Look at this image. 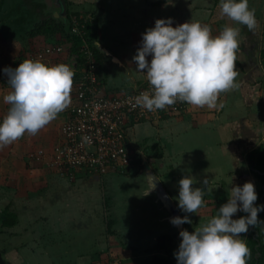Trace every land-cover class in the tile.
Returning a JSON list of instances; mask_svg holds the SVG:
<instances>
[{"label":"crops","instance_id":"1","mask_svg":"<svg viewBox=\"0 0 264 264\" xmlns=\"http://www.w3.org/2000/svg\"><path fill=\"white\" fill-rule=\"evenodd\" d=\"M64 1L66 8L79 13L78 16L83 21L88 18V21L94 22L99 39L96 45L101 44L100 46H104L109 52L107 55H111L110 57L105 55L107 62L110 63H107L108 77L103 85V89L111 91L125 89L126 85L131 86L137 82L140 72L134 74L131 71L136 67L132 57L139 47L138 41H141L142 33L148 27L154 26L155 19L170 16L173 18V26L189 20L204 22L208 18V10L204 6L213 0H173V4H166L165 0L160 5H155L158 0ZM24 2V0H0V52L18 53L22 48V39L19 34L16 35V31L21 29L19 24H16L18 22L23 23L22 30L24 29L26 34L23 39L25 43L27 41L29 43L30 40L45 41L40 35L29 38V31L39 22L26 30L34 15L31 14L30 18V9L24 5ZM194 2L200 3L201 8L193 6ZM9 8L15 9L12 10L14 16L10 15ZM35 8L38 7L35 6ZM13 31L16 36L11 34ZM245 31L247 36H256L255 31ZM24 46L26 47V44ZM244 48V44L241 45V52L246 50ZM246 54L249 57L248 62L244 60V65L236 66L238 73L235 77L236 87L219 95L218 104L222 103V108L217 110L209 109L207 106L196 107L188 104L181 113L162 118L158 126L148 122L136 125L138 135L142 134L141 131L147 132L141 138L161 140L162 157L160 160L156 159L158 162L150 163L149 167L160 180L180 216L186 213L177 206L179 180L190 175L196 181L193 187L204 189V206L198 214L187 213L191 217V224H182V228L190 232L206 223L214 216V212L216 213L210 205L205 207L213 197L221 201L226 198V203L231 187L242 186L246 181H252L255 190L258 188V180L250 170L247 153L253 148L250 145L254 143L256 145V142L257 145L262 144L264 141L263 98L259 95L260 85L257 86V82L253 80L255 77L253 68H257L258 57H254L252 64V55L249 52ZM112 56H117L123 63L122 66L112 62ZM0 59L3 60L2 56ZM148 59L150 60L151 57L149 56ZM16 60L15 58L13 61ZM126 72L129 74H124ZM0 74L3 76V73ZM5 94L0 90V114L4 112L7 105L3 101ZM65 115L64 110L60 112L58 118L56 117L39 131L41 133L27 136L25 133L23 136L26 138L20 140L19 147L12 151V157L3 158V154L7 151L3 153L4 147L0 150L2 158H0L1 264H20L24 255H29L30 258L36 256V259L24 264H40V257L42 264L99 263L110 252V247L105 246V242L111 243L114 240L109 238L110 235L103 236L101 233L102 195L108 189L113 198L112 204L122 199L126 202V206L130 205V202H138L134 199L135 189H139L143 178L146 184L144 166L133 171L130 169L127 176L111 170L102 174L79 173L69 178L60 176L53 168H49L44 160H31L32 163H30L26 157V151L33 145H39L40 142L49 145L54 142ZM135 131L131 133L137 134ZM134 139L141 140L135 137ZM18 150L20 154H23L22 159H16L13 155V152L16 153ZM10 163L13 164L12 172L4 171L3 169L8 168ZM14 165L18 168L19 174L13 172L17 170ZM21 165L24 172L20 170ZM205 178L208 181L207 185L202 183ZM144 188L146 191L147 186ZM154 199L158 202L156 198ZM143 203L139 200L138 207L141 211L143 208L140 209V207ZM5 210L15 214V223L11 226H3L1 223V214ZM130 212L133 210L130 209ZM122 214L124 215L121 221H124V209ZM166 217L162 214L159 219L163 222L168 220ZM141 218L143 224L145 215L142 214ZM163 229L161 228L158 233H147L145 237L142 236L135 241L131 240L130 235L125 232L127 240H124V243L147 244L151 240L154 242L160 233L172 235L171 231H175L172 224ZM88 239L90 241H87ZM120 239L117 240L118 243ZM179 239H181L180 236L175 239L170 252L173 260H176L174 253L178 250ZM54 242L60 246H53ZM73 244L80 248L72 251V247H67ZM65 246L71 254L63 257L62 250ZM124 255L125 257L120 260L128 258L126 253Z\"/></svg>","mask_w":264,"mask_h":264},{"label":"clouds","instance_id":"2","mask_svg":"<svg viewBox=\"0 0 264 264\" xmlns=\"http://www.w3.org/2000/svg\"><path fill=\"white\" fill-rule=\"evenodd\" d=\"M166 4H173V0H166ZM220 12L249 31L257 27L249 0H220ZM239 34L240 30L232 26H225L213 36L211 27L199 21L173 26L172 17L155 19L154 26L142 33L140 46L132 57L136 70L146 74L151 91L136 96L131 107L155 111L181 101L196 107L222 108L219 95L236 87ZM3 72L11 90L3 96L9 108L0 118V149L25 133L36 135L65 110L71 103L74 76L67 64H47L32 58L20 61L14 68L5 67ZM147 179L150 186L143 195L155 187L154 178ZM178 183L177 206L186 215L170 218L177 227L191 224L187 213L198 214L205 204L204 189L193 187L196 181L192 176L186 175ZM202 183L207 185V178ZM257 198L252 181L232 186L218 214L191 232L180 230L181 240L174 253L177 264H247L251 250L240 237L249 226L262 221L258 212L264 211V204H255ZM238 211L247 215L233 218Z\"/></svg>","mask_w":264,"mask_h":264},{"label":"built area","instance_id":"3","mask_svg":"<svg viewBox=\"0 0 264 264\" xmlns=\"http://www.w3.org/2000/svg\"><path fill=\"white\" fill-rule=\"evenodd\" d=\"M74 20L72 31L81 35ZM84 41V40H83ZM42 53L32 54L30 58L44 60L62 51V46L46 44L39 48ZM85 64L81 76L73 86V102L66 109L65 119L59 126L60 137L54 143L47 164L54 167L60 176L65 169L93 167L94 170L105 172L128 163L125 124L131 119L152 122L160 121L163 116L180 113L187 107V102L177 101L165 109L148 111L141 107L132 108L134 98L145 91H151V85L143 80L141 84L132 85L130 90L105 92L98 88L96 78V62L92 51L84 41L81 45ZM64 64L76 71L74 55H67ZM77 77V78H78ZM43 153L38 150V155ZM63 168V169H61Z\"/></svg>","mask_w":264,"mask_h":264},{"label":"trees","instance_id":"4","mask_svg":"<svg viewBox=\"0 0 264 264\" xmlns=\"http://www.w3.org/2000/svg\"><path fill=\"white\" fill-rule=\"evenodd\" d=\"M165 0H158L157 2H155V5H160L164 2ZM79 13H76V11H69L68 7H67V19H66V24H64L62 22V20H59L57 18L54 17H50V18H44L43 20H41L39 23H37L35 25V27H33L28 35L29 38H33L35 36L40 35L45 41L40 42L39 46L37 48H41L42 46L46 45V44H50V45H62V51L60 53H56L55 55L51 56V57H46L44 58V60H42L43 62L47 63V64H60L65 62L66 60V56L68 55H74L75 60H76V64H77V68L76 71H74V76H73V80L76 78L75 76L78 74L77 72L80 71L82 69V67L85 64V58H84V53L81 52L79 49L81 47V45L83 44V42L85 41L88 44V47L90 48V50L92 51L91 55L93 60L96 62V78L97 81L99 82L100 85H98V88L103 87V85L105 84V79L108 77V64L110 62H107L106 58H105V54L103 52H101L98 48V46L96 45L97 42H99L97 34H96V30H95V26H94V22L93 21H88L87 20H82L79 16ZM77 19V26L78 29L81 31V35L74 33L72 31V26L74 24V20ZM80 19V20H79ZM58 36H61V39L58 38ZM84 40V41H83ZM64 42H66L68 45L65 46ZM42 43V44H41ZM28 48V45L26 46V48H21L20 51L17 53V60L14 62L15 63V67L19 64L20 61H23L24 59L30 57L28 55V53H26V49ZM30 49V53L33 52V49ZM25 51V52H23ZM28 51V50H27ZM25 55V57H24ZM258 66L259 68L262 67L264 70V32H262V46L259 49L258 52ZM258 71V68H256ZM137 81V80H136ZM76 82L73 81L72 84V89L70 92V96H71V103L73 102V86ZM141 80H138L135 84H140ZM133 86H129L128 90L132 89ZM260 89L262 91V98H263V120H264V76L261 80L260 83ZM125 89H116V91H123ZM127 90V89H126ZM110 91V90H109ZM108 90H105V92H109ZM111 91H115V90H111ZM70 103V104H71ZM188 105V104H187ZM182 112V111H181ZM180 112V113H181ZM7 111L3 112L2 115H6ZM174 116V115H172ZM168 116H163V118H166ZM141 122H148L149 124L153 125L156 124V122H152V121H146V120H140V119H131L130 121H128L125 124L126 127V147H127V152H128V163L125 165H121L119 164V167L113 169L112 172H117V173H129V171H133L135 169H141L144 166V156H146V162L148 165L150 162V157L153 158H158L160 159L162 157V149L161 146H159L160 144L157 142L158 140H155L153 143L149 144H139L137 142H132L133 139L131 138V136L133 135L131 132L136 128V125L138 123ZM132 129V130H131ZM131 130V136L129 135V131ZM56 140L60 137L59 132L56 135ZM43 140V139H42ZM55 140V141H56ZM139 140V139H138ZM140 145V146H139ZM155 148H158L157 152H153L152 154L149 153V151H154ZM38 150H42L43 153L39 156L38 155ZM51 145L46 144L45 142H40L39 145H33L32 148L28 151H26V157L27 159L30 158V160H40V161H48V157L51 156ZM263 150V145L262 144H258L257 148H255L254 150H250L247 153V160H249L250 164L249 165L251 167V172L253 173V175L256 177V179L258 181L261 182V187L260 189H256V192L258 194V198L257 200L254 202L257 205H261L264 204V196L262 195L264 192V152L260 153ZM255 161V164L253 165L252 162ZM49 168H53L55 171L56 169L52 166H50L48 164ZM47 166V167H48ZM63 169V168H61ZM131 169V170H130ZM111 170H106L105 172H108ZM103 172V173H105ZM59 173V172H57ZM83 174V175H90V174H94V173H98V174H102V172L96 171L93 169V167H86V168H72L69 167L68 170L65 169L64 172V176L62 177H69L71 178L74 174ZM102 199H103V207H109L110 204H112V195L111 194H106L105 193L102 195ZM136 209V208H135ZM135 213V212H134ZM117 215L118 212H116V214L114 215L113 218H109L107 219L105 226H106V233L110 234L113 233L114 228L113 225H116V221L117 220ZM243 215H247V213H244L242 211H238L236 214H234L233 218H239L240 216ZM104 216V215H103ZM126 218V217H125ZM258 218L260 220H262L260 223H258L256 226H249L248 231L250 232V238L247 241V245L251 250V257L247 259V264H264V211H260L258 212ZM15 214L13 213H9L8 210H5L2 212L1 214V223L3 226H11L15 223ZM123 219V216L121 218H119V220ZM140 218V222H141ZM104 221V220H103ZM133 221L132 220V227L128 228V231L126 230L125 232H127L129 234L130 228H134L133 227ZM139 222V224H140ZM143 224H141V226H139L140 228H143L142 226ZM123 226V224H122ZM137 226V224H136ZM176 234L178 235L177 231H175ZM130 235V234H129ZM157 235V234H156ZM242 235V234H241ZM131 237V235H130ZM141 236L137 237L140 238ZM133 239V238H131ZM173 236L172 235H162L161 233L157 235L156 239L154 240V242L151 240L150 242H153V246H151L150 248H147L145 251L146 253H151L153 256L151 258L150 261H146V264H175L174 261L171 258V250L174 246V242L172 241ZM139 240V239H138ZM138 242V241H137ZM138 244V245H136ZM127 245L124 243V240H120L119 242V248L118 250H120L122 252V254H124V246ZM129 245L132 246H141V245H145V244H139V243H130ZM134 249H136L134 247ZM138 250V249H136ZM134 251V250H133ZM111 253V252H110ZM109 254V253H108ZM161 254H165L164 256H161ZM111 254L109 255H105V258H103V260H101L99 263H91V264H112L111 258H110ZM164 257V258H163ZM138 262V261H137ZM135 264H140L139 262ZM124 260H120V262H118V264H123ZM113 264H117L116 262H114ZM133 264V263H132Z\"/></svg>","mask_w":264,"mask_h":264},{"label":"rangeland","instance_id":"5","mask_svg":"<svg viewBox=\"0 0 264 264\" xmlns=\"http://www.w3.org/2000/svg\"><path fill=\"white\" fill-rule=\"evenodd\" d=\"M24 1H25L24 2V5L27 8L30 9V12H31L30 13V18L32 17L31 14L34 15V18L31 19V22L30 23H28V27H26V30H28L30 27H32L36 22H40L44 18H50V17H52V15H54L55 11L58 10V5H56V3H55L56 0H24ZM199 4L200 3L194 2V4H192V5L195 6L196 8H199L200 9L201 7H200ZM35 6H37L38 8H35ZM204 7L206 8V10H208V13H207L208 18H206V21L201 22V23L208 24L211 27L212 35L213 36L218 35L223 30V28L225 26H232V27L238 28L240 30V34H239L240 35V38L238 36V40H239V43H240V47H239L240 49H237L236 50V66L244 65L245 64L244 63V60H245V62H248L247 60H248L249 57L246 54L247 52H249L250 55H252L253 58H252L251 61H252V64H253L254 57L255 56L258 57L259 49L262 46V32H264V0H249V8L255 10V16H256V19L258 21L257 27L254 30L255 33H256V36H254V37L253 36H247L246 33H244L245 30H248L245 25H241V24H239V22L233 21V20L229 19L228 17L221 15V12H220V0H213L207 6H204ZM12 10L9 8L10 15L13 14V11ZM25 10H27V9H25ZM21 11L23 13V8L21 9ZM182 12H184L183 9H182ZM12 16H14V15H12ZM57 19L60 20V18H57ZM16 24H19V26L21 28V29H18L16 31V35L19 34L20 35L19 37L22 39L21 40V46L24 48L25 47L24 45L26 44V46L28 45V48H31V50L33 49V52L30 53V49L27 48L26 49V53H28L29 56H31L32 54L42 53L43 51L40 50L39 48H37L39 46V44H40L41 41L33 42L32 40H30L29 43H28V41L25 43V41L23 39H25V37H26L25 35L26 34H25L24 29L22 30V28L24 27L23 26V23L22 22L21 23L18 22ZM245 32H247V31H245ZM4 34H6V32H4ZM11 34L13 36H16L14 31ZM10 37L12 38V36H10ZM58 38L61 39V36H58ZM243 44H244L246 50L243 51V52H241L242 51L241 45H243ZM64 45L67 46L68 44L66 42H64ZM138 45L140 46V41H138ZM101 47L103 48L102 49V52L105 55H107L109 52L108 51H107L108 53L104 52V49H105L104 46H101ZM99 50H100V48H99ZM23 52H25V51H23ZM238 52H240V53H238ZM1 56H2V59H3V60L0 59V70L1 71L6 67V65H7V67H9V66L10 67H13V68L15 67V63H14L15 61H13V60L17 57V53L11 52V54H9L8 52L5 53V52L2 51V52H0V58H1ZM9 56H12V57H9ZM24 57H25V55H24ZM114 57L117 58V56H114ZM28 58H30V57H28ZM119 62H120V66H122L123 63L120 60H119ZM5 63H6V65H5ZM256 63H257L256 67L258 68V71H257V69H254L253 68V70L255 72L254 73L255 77H253V80H255L257 82L256 85L258 86V85H260L261 80H262V78L264 76V70H263L262 67L259 68L257 61H256ZM131 71L134 74L135 73H139L136 70L135 67L132 68ZM0 73H3L2 74L3 76H1V74H0V78L2 77V79H0V82H1V84H0L1 93L2 92L3 93H7V92H9L11 90L10 85L7 84V77H6L5 73L3 71L0 72ZM77 73L78 74L75 77H76V79H79V77L81 76V74H80L81 71H78ZM124 74H129V72H126ZM76 79H74L73 81L76 82ZM136 80L137 81L138 80H141V83L143 82V80H146L147 81L146 74L140 72V75H139V77H137ZM128 87H129V85H126L125 89L127 88V90H128ZM259 95H261V97H262V91H261V89H259ZM8 108H9V105L7 104L6 105V108L4 109V112L5 111H8ZM66 109H68V107ZM66 109L64 110V113L66 112ZM177 114H179V113H177ZM173 115H176V114H173ZM2 117H3V115L0 114V118H2ZM160 122H161V120L158 121V122H156V124H153V125L158 126V123L161 124ZM131 130L129 131V135L131 134L130 133ZM134 130H136L135 132H137V127ZM39 133H41V132H39ZM140 133H142V134H139L138 135V132H137V134L135 133L132 136L130 135L131 138L133 139L132 142L135 141L134 137L141 139V140H138L137 139L135 141V142H137L139 144H143L144 143V144H149L150 145V143H153L155 141L154 138H151V139L150 138H141L144 135V133H147V132H142L141 131ZM27 135H30V134L26 133V136ZM26 136L25 137L22 136L21 138H19L18 140L14 141L10 145L5 146L4 149L5 148L6 149L5 150L3 149V153H4V151L5 152L7 151V152L5 154H3V156H4L3 158H5V157L6 158L12 157V151L15 150L16 147H19L20 140H22L23 138H26ZM40 138H42V137H40ZM56 141L51 142V144H50L51 145V149H52V147H53V145H54V143ZM142 141H143V143H142ZM157 142L160 144L159 146H161V140H158ZM263 143H264V141L262 142V144ZM254 144L252 146L250 145L251 148L253 147L251 150H254L255 148H257V142H256V145H254ZM31 148L32 147H29V150ZM161 149H162V146H161ZM157 151H158V148H155L154 151L151 150V151H149V153L152 154L153 152H157ZM19 152H20V150H18L16 153L13 152V155L16 157V159H20V158L22 159V157H23V154H20ZM244 153H246V151H244ZM0 158H1V156H0ZM144 158L146 159V156H144ZM150 158H152V159H150L149 164L152 163V162H158V161H156V159H158V158H153V157H150ZM28 160H29L30 163H32L31 160H30V158ZM158 160H160V159H158ZM246 163L247 162H245V164ZM27 164H28V162H27ZM12 166H13V164L10 163V165L8 166V168L5 167L3 170L6 171V172H12V170H11V167ZM14 167L17 170L16 171H13V172L15 174H17L19 170H18V168L15 165H14ZM36 169H39V167L38 168L36 167ZM20 170H21V172L22 171L24 172V168H23L22 165L20 167ZM25 171H26V169H25ZM120 174H122V173H120ZM122 176H127V173H124L123 172ZM145 186H147V182H146V184H144V178H143L142 181H141V186L139 187V189H135L136 190L135 191L136 196L134 197V199L137 200L138 202L137 203H135V202H132L131 203L130 202L129 204L131 205V207H130V205H126L125 206V203L126 202L125 201H122V199H119V201L116 202V203L110 204L109 207H103V215H104L103 216V220L104 221H103V227H102L101 233H102L103 236H107V235L109 236L110 235L109 238L111 240L114 239V240L111 241V243H109V242L106 243L105 242V246L109 245V247H110V250L109 251L111 253L110 252L109 253L111 254L110 258H111L112 264L114 262H116L118 264V262H120V259H122V258L125 257V255L122 254V252L120 250H118L119 243H118L117 240L120 239V238H122V240H127V238H125L127 236V234H125V231L126 230L128 231V228L129 227H132L131 223H132V220L133 219H134V221H133V227L134 228H130L129 234L131 235V238L134 239V241H135V239L138 240L137 237H139V236H141V237L144 236L145 237V235L147 233H149V234L151 232L152 233L153 232L158 233V232L161 231V228L162 229L163 228L165 229V227H168L171 224L170 220L169 221L168 220H165V221L162 222L161 219H159V217L162 214H164V215L166 214V211H165V209H163V207H161V205H159L160 204L159 201H158L159 204H158L157 201L155 202V199H154L155 198V195L154 194L148 193L147 195H143V193L145 192V188H144ZM260 187H261V182L258 181V188L257 189H260ZM105 192H106L105 195L107 193L110 194V192L108 191V189L105 190ZM139 200L141 202H144L143 205L140 207V209L143 208L142 211L139 210V207H138V206H140ZM225 200H226V198L221 201L220 199L213 197L212 199L209 200V203L205 207H207L208 205H210V208H213V209L216 210V213L214 212V215H216V214H218L217 213L218 212V208L223 203H225ZM123 209L125 211V216L124 217H126V218H125L124 221H121V220H119V218H121L124 215V214H122V210ZM130 209H132L133 212H130ZM116 212H118V215H117V220L118 221H116V225L117 226L113 225V228H114L115 231H113V233L107 234L106 231H105L106 230L105 223H106L107 219L113 218L114 215L116 214ZM142 214L145 215V221H143V225H142L143 228H140L138 225H141L142 224V221L140 222V218L142 217ZM139 222H140V224H139ZM122 224H123V226H122ZM136 224H137V226H136ZM171 232H172V236H173L172 241L175 242V239H177L179 237V235L177 236V234H176L175 231H171ZM121 234H124V235H121ZM240 238L246 240V242H247L249 240V238H250V232L247 231L246 233H242V235H241ZM133 239H131V240H133ZM180 240L181 239L178 240V243L177 244L180 243ZM47 241L49 242V240H47ZM87 241H90V239H88ZM144 243H147V242H144ZM53 244H54L53 246L59 245L56 242H54ZM153 244H154L153 242H150V243H147V244L141 245V246H132V245H129V244L125 245L124 246V253H126V255H128V258L127 259H124V263L123 264H132V263L135 264L137 261L140 264H146V261L147 260L150 261L153 255L151 253H146L145 250L147 248H150L151 246H153ZM136 245H138V244H136ZM66 246L63 247V250H62L63 251L62 252L63 257L69 256V254H71L70 251H67V247H72V251L80 248V246L74 245V244L73 245H69L67 247ZM178 246L179 245H177V249H178ZM134 247L136 249H138V250L134 249ZM57 255L58 256H61L59 253H57ZM107 255H109V254L107 253ZM32 259H36V256H33V257L30 258L29 255H24V258H21V263L20 264H24V262L30 263V261H32ZM39 261H40V264H42L41 257L39 258ZM0 264H1V262H0Z\"/></svg>","mask_w":264,"mask_h":264},{"label":"water","instance_id":"6","mask_svg":"<svg viewBox=\"0 0 264 264\" xmlns=\"http://www.w3.org/2000/svg\"><path fill=\"white\" fill-rule=\"evenodd\" d=\"M55 3H56V5H58V10L55 11V13H54V15H52V17L60 18V20H62V22L64 24H66L67 8H66L65 1L64 0H56ZM97 46H98V48H100V51L102 52L103 48L100 45H97ZM104 52L108 53L106 49H104ZM107 56L110 57L111 55H107ZM111 60H112V62H114L116 64H120L119 60L117 58H115L114 56H112ZM263 152H264V143H263V150L260 153H263ZM143 162H144V169H145L144 170L145 171V179L147 182V190L150 186L148 183L147 176H152L155 180V187L153 189H151L149 191V193L154 194L155 198L160 202L163 209H165V211H166L165 215L167 216L166 218H168V220H170L171 217L180 216L175 205H174V203L172 202L171 198L167 194L166 190L164 189L163 185L161 184V182L158 179V177L156 176V174L153 172V170L147 164L145 158L143 159ZM252 164L254 165L255 161H253ZM263 196H264V192H263ZM173 228L175 229V231H177V233L179 235V232L182 229V225H180L179 227L173 225ZM174 262H175V264H177L176 261H174Z\"/></svg>","mask_w":264,"mask_h":264},{"label":"flooded vegetation","instance_id":"7","mask_svg":"<svg viewBox=\"0 0 264 264\" xmlns=\"http://www.w3.org/2000/svg\"><path fill=\"white\" fill-rule=\"evenodd\" d=\"M250 160V159H249ZM249 160H248V162H249ZM252 162V161H251ZM253 163V162H252ZM249 165H251L250 163H249ZM252 167V166H251Z\"/></svg>","mask_w":264,"mask_h":264}]
</instances>
